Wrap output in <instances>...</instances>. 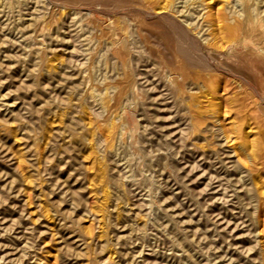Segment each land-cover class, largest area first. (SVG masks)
Here are the masks:
<instances>
[{
    "label": "rangeland",
    "instance_id": "obj_1",
    "mask_svg": "<svg viewBox=\"0 0 264 264\" xmlns=\"http://www.w3.org/2000/svg\"><path fill=\"white\" fill-rule=\"evenodd\" d=\"M142 1L0 0V264H264V0Z\"/></svg>",
    "mask_w": 264,
    "mask_h": 264
},
{
    "label": "bare ground",
    "instance_id": "obj_2",
    "mask_svg": "<svg viewBox=\"0 0 264 264\" xmlns=\"http://www.w3.org/2000/svg\"><path fill=\"white\" fill-rule=\"evenodd\" d=\"M116 1V0H115ZM134 2H135V0H133ZM142 1V0H141ZM143 2V1H142ZM142 2H140V3H138V4H141ZM149 2V1H148ZM149 5V4H148ZM142 6H143V4H142ZM146 6V5H145ZM146 7H148V6H146ZM145 7V8H146ZM149 8V7H148ZM63 11V10H62ZM60 13H62V12H60ZM63 14H64V12H63ZM115 17V16H114ZM43 28V27H42ZM45 32V31H44ZM40 37V36H39ZM221 47V46H220ZM180 58V57H179ZM170 61V60H169ZM182 62V61H181ZM126 72V71H125ZM154 72V71H153ZM123 73V72H122ZM160 75V74H159ZM155 77V76H154ZM165 77V76H164ZM166 77H167V75H166ZM165 80H166V78H165ZM163 82V81H162ZM119 85V84H118ZM123 85V84H122ZM119 87V86H118ZM168 87V86H167ZM118 89V88H117ZM90 90V89H89ZM88 90V91H89ZM114 90V89H113ZM166 92V91H165ZM164 92V93H165ZM161 94V93H160ZM165 95V94H164ZM162 96V97H161ZM160 96V99H163V95H161ZM168 96H169V94H168ZM91 99H93V98H91ZM111 99V98H110ZM98 102V101H97ZM166 102V101H165ZM93 103V102H92ZM109 104V103H108ZM164 104V103H163ZM112 105V104H111ZM165 105V104H164ZM99 106V105H98ZM103 107H104V110L106 109L105 107L107 106V103H103V105H102ZM123 107V106H122ZM102 109V108H101ZM106 111V110H105ZM105 111H104V113H105ZM99 114V113H98ZM103 114V113H102ZM118 113H116V112H114L113 110L110 112V122H109V125H107V136H111V134H113V131H114V128H115V123L117 122L116 120H118L117 119V115ZM174 115V114H173ZM103 116V115H102ZM175 116V115H174ZM119 118V117H118ZM100 124V123H99ZM102 126V125H101ZM119 126H121V125H119ZM177 128H179V127H177ZM102 132V131H101ZM116 132V131H115ZM122 132V131H121ZM110 138V137H109ZM99 141V140H98ZM101 141V140H100ZM100 143V142H99ZM102 145V144H101ZM108 150V149H107ZM262 193V192H261Z\"/></svg>",
    "mask_w": 264,
    "mask_h": 264
}]
</instances>
